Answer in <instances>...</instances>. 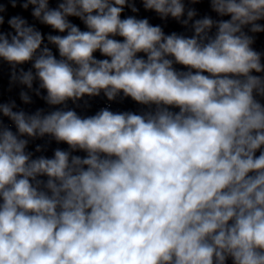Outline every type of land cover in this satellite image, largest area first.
I'll use <instances>...</instances> for the list:
<instances>
[{"label": "clouds", "instance_id": "obj_1", "mask_svg": "<svg viewBox=\"0 0 264 264\" xmlns=\"http://www.w3.org/2000/svg\"><path fill=\"white\" fill-rule=\"evenodd\" d=\"M137 2L193 34L122 18ZM203 2L0 0L9 91L52 108L0 101V264H264V0H207L220 19H194ZM9 5L57 34L19 14L4 31ZM101 93L149 110L68 107ZM46 136L67 150L34 158Z\"/></svg>", "mask_w": 264, "mask_h": 264}, {"label": "water", "instance_id": "obj_2", "mask_svg": "<svg viewBox=\"0 0 264 264\" xmlns=\"http://www.w3.org/2000/svg\"><path fill=\"white\" fill-rule=\"evenodd\" d=\"M56 6H57V0H50V7L55 8ZM137 7L140 8V12L138 14H134L129 9L126 8L125 12L122 14V18L129 16V15H137V18L147 17L151 24L161 25L164 29L165 34H170L171 32H176L178 34H183L185 36H191L193 34V30L191 28V22L188 27H185V26H182L180 23H178L176 20L172 19L171 17H169L165 21V20H161L155 12L144 11L142 5L139 2H137ZM186 7H195L197 9L198 15L194 19L202 18L206 14L211 15L213 19H220V17H218L216 13L211 11L210 5L207 2V0H205V2L203 3H199L196 5L186 3ZM31 10H32V6H30L29 9L25 11L21 9L19 6L13 9L9 5L8 11L4 14L5 24L3 26V30L6 32L12 31L7 24V19L13 15L19 14L25 17L28 20L29 24H35L36 27L39 30H41L45 35H47L48 33L57 34L50 27L42 25L38 21L34 20V18L31 16ZM228 18L229 17H224L223 19H228ZM70 19L74 23H76L81 28V30H86V27L83 25L81 21L78 20V18H70ZM260 23H264V21H260ZM212 31L215 32V28ZM245 31H247V29H245ZM249 34L253 35L252 33H249ZM254 35L256 37V41L253 47L257 51L264 52V33H258ZM117 39H120V38L117 37ZM45 42L47 41L45 40ZM49 47H51L53 52L58 55V50L55 48V46L49 45ZM94 55L99 59L105 58V57H102L98 52L94 53ZM140 55H143V54H140ZM23 67L25 70H27L31 67V64L30 63L25 64L23 65ZM175 67L180 70H186V69H183V67L180 65H175ZM9 74H10L9 65L7 63H0V101L8 102L9 99H14L19 108H23L26 112H29V113L34 112L37 108H44L46 112L52 110L50 106H48L43 100L36 97L33 93H30V95H32L34 102L30 105L23 104V102L19 98V92L21 90L27 91V89L23 85L16 84L12 87L11 91H9ZM36 86L38 85L34 84V87ZM43 94H46V93H43ZM85 100L88 101V105L90 106H85L84 102L81 101L79 102L80 107H77L76 105H73L71 101H69L68 107L75 108L77 113L81 116L94 115L97 111H99L101 108H104V107H108L110 110L114 112L131 111L137 114H141L149 110L147 106L136 103L130 97L123 98L122 93H121V96L117 97L115 101H108L107 98L104 97L103 93H101L99 97H93V98L85 97ZM170 110L179 111V109H175V108L170 109ZM4 119L6 123H10L7 120V118H4ZM13 131H15L14 127H13ZM50 140L51 138L46 136L42 139H36V140L30 141V144L27 150L32 151L34 153V158L40 155H44L48 158H51L53 155V150L57 147L67 150L68 146L66 144L64 143L57 144L54 140H51V143H49ZM37 144L44 145L46 150L36 153L35 147ZM74 154L81 155V156L86 155L83 152H77Z\"/></svg>", "mask_w": 264, "mask_h": 264}]
</instances>
